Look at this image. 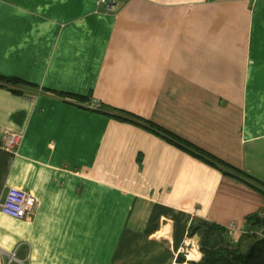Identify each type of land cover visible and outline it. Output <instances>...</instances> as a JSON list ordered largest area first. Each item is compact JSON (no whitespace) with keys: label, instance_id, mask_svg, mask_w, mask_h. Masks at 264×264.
Masks as SVG:
<instances>
[{"label":"crops","instance_id":"obj_1","mask_svg":"<svg viewBox=\"0 0 264 264\" xmlns=\"http://www.w3.org/2000/svg\"><path fill=\"white\" fill-rule=\"evenodd\" d=\"M0 74L33 84H0V202L36 203L0 210V264H188L198 220L248 248L264 193L206 158L264 181V0H0Z\"/></svg>","mask_w":264,"mask_h":264},{"label":"trees","instance_id":"obj_2","mask_svg":"<svg viewBox=\"0 0 264 264\" xmlns=\"http://www.w3.org/2000/svg\"><path fill=\"white\" fill-rule=\"evenodd\" d=\"M0 84L11 86L17 92H21L20 88L22 86L33 85L23 80L22 78L20 79L15 76L8 77L1 74ZM65 95H71L77 98H80L82 96L74 93H69ZM93 109L99 110V108L96 107H93ZM103 112H106L111 116L119 118L129 119L131 117L132 119V117H135V120H141L137 116L131 115L130 113L120 108H113L112 112ZM128 116L130 117L128 118ZM155 127H157V130H160L159 126ZM164 133L165 138H168L171 141H174L179 144L177 142V138L172 135L169 131L165 130ZM206 159L209 160V162L212 164H221L227 167L230 171L226 170L224 172L234 174L237 177L241 176V179L245 180L247 184L253 186L260 193H264V181L258 180L257 178L253 177L252 175H249L245 171L239 169L236 170L228 163H224L223 161L215 157L211 158L209 156V158ZM245 218L246 219L243 228L244 232L242 237H246L250 241V244L246 250H243L241 248L240 242L235 243L231 240L228 234L229 230L226 226L220 223L210 222L207 220H198L193 222V224L189 226L188 232L192 235L195 233L198 234V248L202 256L199 260L188 261V264H264V207L260 211H254L250 214H247ZM259 229L262 230L258 234L257 230ZM177 256V259L179 261L185 260V256L183 254Z\"/></svg>","mask_w":264,"mask_h":264},{"label":"built area","instance_id":"obj_3","mask_svg":"<svg viewBox=\"0 0 264 264\" xmlns=\"http://www.w3.org/2000/svg\"><path fill=\"white\" fill-rule=\"evenodd\" d=\"M97 3L106 10H113L117 4V0H97ZM92 104L94 105H87L91 108L97 106L96 103ZM1 133L0 145H2L5 149L12 150L18 145L17 143L21 137V132L12 129H4ZM5 192L6 193L0 202V210L2 213L12 217L24 219L31 218L33 216L32 214L35 210L36 203L30 191L15 186H9ZM226 227L228 230L232 231L235 226L231 222ZM16 259L15 252L11 251L7 253V257L2 264H9L11 261Z\"/></svg>","mask_w":264,"mask_h":264},{"label":"bare ground","instance_id":"obj_4","mask_svg":"<svg viewBox=\"0 0 264 264\" xmlns=\"http://www.w3.org/2000/svg\"><path fill=\"white\" fill-rule=\"evenodd\" d=\"M196 253H198V250L196 248V245H191L188 251V255L190 258H194L196 255Z\"/></svg>","mask_w":264,"mask_h":264},{"label":"water","instance_id":"obj_5","mask_svg":"<svg viewBox=\"0 0 264 264\" xmlns=\"http://www.w3.org/2000/svg\"><path fill=\"white\" fill-rule=\"evenodd\" d=\"M23 111L22 112H18L15 116V121H17L19 124L22 122V116H23Z\"/></svg>","mask_w":264,"mask_h":264},{"label":"rangeland","instance_id":"obj_6","mask_svg":"<svg viewBox=\"0 0 264 264\" xmlns=\"http://www.w3.org/2000/svg\"><path fill=\"white\" fill-rule=\"evenodd\" d=\"M185 251H186V249H185ZM189 261V260H188Z\"/></svg>","mask_w":264,"mask_h":264}]
</instances>
